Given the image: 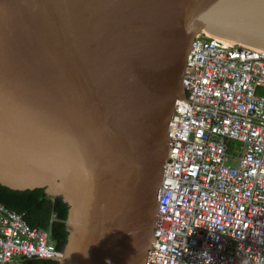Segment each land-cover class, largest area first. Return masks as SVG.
Returning <instances> with one entry per match:
<instances>
[{
	"label": "water",
	"instance_id": "water-1",
	"mask_svg": "<svg viewBox=\"0 0 264 264\" xmlns=\"http://www.w3.org/2000/svg\"><path fill=\"white\" fill-rule=\"evenodd\" d=\"M203 33L264 52V0H0V186L67 206L57 264L153 249L174 102Z\"/></svg>",
	"mask_w": 264,
	"mask_h": 264
},
{
	"label": "built area",
	"instance_id": "built-area-1",
	"mask_svg": "<svg viewBox=\"0 0 264 264\" xmlns=\"http://www.w3.org/2000/svg\"><path fill=\"white\" fill-rule=\"evenodd\" d=\"M191 47L148 264H263L264 52L203 34ZM62 254L0 204V264Z\"/></svg>",
	"mask_w": 264,
	"mask_h": 264
},
{
	"label": "trees",
	"instance_id": "trees-1",
	"mask_svg": "<svg viewBox=\"0 0 264 264\" xmlns=\"http://www.w3.org/2000/svg\"><path fill=\"white\" fill-rule=\"evenodd\" d=\"M0 204L7 210L23 215L30 228L46 233L56 250H63L67 233V206L60 199L46 200L42 190L15 192L0 186ZM17 264H57L50 260H20Z\"/></svg>",
	"mask_w": 264,
	"mask_h": 264
},
{
	"label": "bare ground",
	"instance_id": "bare-ground-1",
	"mask_svg": "<svg viewBox=\"0 0 264 264\" xmlns=\"http://www.w3.org/2000/svg\"><path fill=\"white\" fill-rule=\"evenodd\" d=\"M203 34H205V36H209L210 37V35H208V34H206V33H203ZM196 38V37H195ZM194 38V39H195ZM215 39H217V40H220V39H218V38H216V37H214ZM193 39V40H194ZM220 41H223V40H220ZM193 42V41H192ZM224 43H228V42H225V41H223ZM191 45H192V43H191ZM258 50V49H257ZM260 51V50H259ZM262 51V50H261ZM188 56H189V53L187 54V57H186V60H185V69L183 70V76H182V80H181V82H183V80L184 79H186L187 78V68L186 67H188V65H191V64H193V63H191V62H189L188 60H187V58H188ZM181 85H182V83H181ZM183 93H184V95H183V97H184V99L187 101H180V100H175V102H174V107H173V112H172V116H171V118L173 117V116H176V114H177V111H176V109L177 108H179L183 113H186V112H188L190 109H189V106H190V103H191V101L190 100H188V99H186V93H185V90H184V88H183ZM205 93V92H204ZM194 100H196V99H194ZM197 101V100H196ZM208 111H210V109H208ZM213 116H214V113H213ZM171 131H170V128H169V136L167 137V149H168V146H169V144H170V137H171ZM234 154V153H233ZM234 155H236V154H234ZM175 161V158H168V160L165 158V161H164V166H163V171H164V168L166 167V165L167 164H172L173 162ZM166 177V173H162V178L161 179H163V178H165ZM257 180L259 181V178L257 177ZM162 180H161V185H162ZM264 183V181L262 182V184ZM255 190H257V189H260L259 187H256V188H254ZM259 192H260V190H258ZM262 193H264V190L262 191ZM257 206V208L258 209H261L262 207H263V205L262 206H258V205H256ZM249 209H251L252 210V208L251 207H249ZM253 214V213H252ZM257 216H260V215H258L257 214ZM157 222V221H156ZM153 236H154V232H153ZM262 244L264 245V243L262 242ZM152 248V247H151ZM150 251H151V249H150ZM146 253V252H145ZM150 253V252H149ZM148 252H147V255L149 254ZM64 258V254H62V256H61V258H60V260H62ZM127 258V257H126ZM145 258H147L146 260H145ZM129 261L127 262L128 264H146V262H148V256H146V257H143V259H142V256L140 257H138V254L137 255H135L134 257L132 256V255H130V257L129 258H127ZM264 264V263H263Z\"/></svg>",
	"mask_w": 264,
	"mask_h": 264
},
{
	"label": "rangeland",
	"instance_id": "rangeland-1",
	"mask_svg": "<svg viewBox=\"0 0 264 264\" xmlns=\"http://www.w3.org/2000/svg\"><path fill=\"white\" fill-rule=\"evenodd\" d=\"M204 35V34H203ZM211 38V37H210ZM213 38V37H212ZM237 45H240V44H237ZM240 46H243V45H240ZM244 47H246V46H244ZM249 48V47H248ZM253 49V48H252ZM256 50V49H255ZM60 251H63V250H60Z\"/></svg>",
	"mask_w": 264,
	"mask_h": 264
},
{
	"label": "crops",
	"instance_id": "crops-1",
	"mask_svg": "<svg viewBox=\"0 0 264 264\" xmlns=\"http://www.w3.org/2000/svg\"><path fill=\"white\" fill-rule=\"evenodd\" d=\"M18 263V262H17Z\"/></svg>",
	"mask_w": 264,
	"mask_h": 264
}]
</instances>
